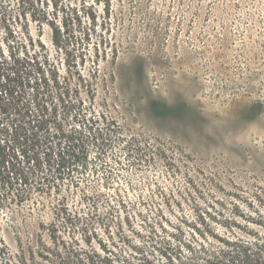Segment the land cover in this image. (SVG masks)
Masks as SVG:
<instances>
[{"label":"rangeland","instance_id":"374dc122","mask_svg":"<svg viewBox=\"0 0 264 264\" xmlns=\"http://www.w3.org/2000/svg\"><path fill=\"white\" fill-rule=\"evenodd\" d=\"M18 2L0 0V13L15 15ZM52 3L65 36L85 44L89 72L98 65L95 102L127 144V152L115 153L118 163L107 161L110 180L103 170L89 176L92 189L115 207L119 234L144 246L149 224L162 221L187 232L198 215L224 238L255 227L249 217H264V0ZM27 19L36 36V20ZM41 40L52 52L44 23ZM117 193L125 204L117 203ZM67 205L79 222L88 213L78 197ZM76 226H64L42 208L2 210V257L41 264L60 253L83 261L94 247Z\"/></svg>","mask_w":264,"mask_h":264},{"label":"trees","instance_id":"16d2710c","mask_svg":"<svg viewBox=\"0 0 264 264\" xmlns=\"http://www.w3.org/2000/svg\"><path fill=\"white\" fill-rule=\"evenodd\" d=\"M18 1L15 15L0 13V211L24 205L42 208L72 227L79 217L70 213L67 202L78 197L88 213L75 228L79 226L94 247L83 261L62 257L56 247L53 252L58 255L45 257L41 264H264V217H249L247 222L255 227L246 226L232 238L208 229L204 215H198L185 233L162 221L149 224L144 246L119 234L122 222L112 217L115 207L89 181L100 170L110 180L107 161L118 163L115 153L127 152L120 127L95 102L98 65L89 72L85 44L65 36L56 21L57 4ZM27 16L38 24L36 36ZM43 23L50 29L52 52L41 40ZM151 108L162 114L156 104ZM118 197L117 203L125 204L119 193ZM103 200L108 206L104 213L98 206ZM0 264L20 263L2 257L0 251Z\"/></svg>","mask_w":264,"mask_h":264}]
</instances>
